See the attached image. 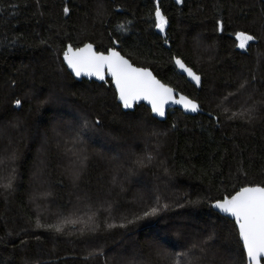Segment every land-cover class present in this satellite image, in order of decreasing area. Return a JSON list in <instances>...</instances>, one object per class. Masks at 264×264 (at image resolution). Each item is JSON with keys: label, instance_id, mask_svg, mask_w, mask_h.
Instances as JSON below:
<instances>
[{"label": "trees", "instance_id": "1", "mask_svg": "<svg viewBox=\"0 0 264 264\" xmlns=\"http://www.w3.org/2000/svg\"><path fill=\"white\" fill-rule=\"evenodd\" d=\"M157 5L168 21L163 32L155 27ZM236 31L257 40L239 49ZM88 42L103 52L118 43L135 65L150 68L212 116L174 109L159 121L143 103L124 111L110 78L78 81L64 64L67 44ZM175 58L200 76L199 84ZM262 101L264 0H0V149L8 145L15 154L13 187H0V264H160L158 249L184 252L213 234L205 264H247L234 221L212 204L245 184L264 186ZM67 107L83 120H99L98 130L78 128L88 147L56 133L55 115ZM252 108L249 120L245 110ZM93 135L112 147L120 142L116 153L125 160ZM136 141L144 148L160 144L159 166L150 153L144 158L143 184L133 162L127 164ZM72 147L84 150L76 177L68 170L80 159L71 156ZM38 181L45 189L41 210L34 200ZM164 204L157 215L128 223ZM87 215L99 225L95 232L82 235L80 224L62 233L35 226L37 219L55 224ZM192 254L199 256V248Z\"/></svg>", "mask_w": 264, "mask_h": 264}, {"label": "snow or ice", "instance_id": "2", "mask_svg": "<svg viewBox=\"0 0 264 264\" xmlns=\"http://www.w3.org/2000/svg\"><path fill=\"white\" fill-rule=\"evenodd\" d=\"M182 2L183 0H177V3ZM63 12L65 14L69 12L67 6L63 8ZM167 23V18L161 13L157 5L155 10V27L163 32ZM223 27V21L218 20L217 29L223 31ZM234 36L237 41L235 46L239 49L246 50L249 42L257 40V36L249 34L247 31H236ZM63 60L76 77L87 75L96 76L103 80L104 73L107 71L115 81L118 98L125 108H130L134 101L147 99L151 103L152 112L159 116H164V105L172 99L171 88L161 84L147 68L134 67L115 49H108L107 54H105V52L95 51L91 43H85L82 47L76 48H73L72 44H67L63 50ZM175 65L183 72H186L197 84L200 83V76L193 72L191 68L186 67L181 59L175 58ZM247 83L248 81L242 83L240 88H243ZM175 102L182 104L185 109L191 111L198 110L196 102L189 100L187 97L181 96L180 100ZM261 103H264V101ZM14 104L20 106L21 100L16 99ZM254 110V108L245 110L249 114V120H251V114ZM99 123L98 119L95 121L84 119L80 124V128L95 131L98 130L97 126ZM78 135L79 133H77ZM148 159L150 160L151 158L148 157ZM10 160H15L14 153L11 154ZM138 163L143 166V161H138ZM0 164H3V161H0ZM14 173L15 169L13 168L8 175H0V181H4L0 183V187L5 190L11 189L13 187V180L15 179ZM157 203H159V198H157ZM191 203L196 204L199 201ZM167 207V204L160 207H151L148 211H144L142 216H136L134 220H130L128 223L134 224L139 220L155 216ZM212 207L234 218V227L237 229L238 241L241 242V258L246 254L247 264H261V260L264 259V186L245 184L238 191H235L234 194L225 195L221 199L215 200ZM76 224L81 225L78 231L82 235L85 231L95 232L99 227V225L92 221V217H88L87 220L61 218L55 224H42L37 219L35 226L56 233H62L67 225L75 226ZM120 226L123 227L124 225ZM107 227L112 228L114 225L108 224ZM213 235H209L200 245L193 244L191 248L184 252L169 253L158 249L156 252L158 260L160 264H205V261L208 259V241L213 239ZM194 248H199V256L190 255ZM88 255L92 256L93 253H89ZM227 264H234V261L229 260Z\"/></svg>", "mask_w": 264, "mask_h": 264}, {"label": "rangeland", "instance_id": "3", "mask_svg": "<svg viewBox=\"0 0 264 264\" xmlns=\"http://www.w3.org/2000/svg\"><path fill=\"white\" fill-rule=\"evenodd\" d=\"M250 43V42H249ZM54 97H58L57 95H55ZM53 97V98H54ZM59 98V97H58ZM56 101H54L56 104H58L57 100L55 98ZM53 105V104H52ZM55 107V106H54ZM55 109V108H54ZM64 113H61L59 111H57L56 115H55V126H56V133H62V135L67 138H69L70 140H72L73 142L76 143H80L81 144V148L82 146L84 147L87 144L81 142L80 138H78L77 136V131L78 128L80 127V124L82 122V114L80 113L79 110H74L70 107H67V109L63 110ZM85 119V117H84ZM1 130H5L8 127V123H1ZM98 135H93V137H91L92 141H96L99 142L101 144V146H104V148L107 150L106 152L109 151H114L113 152V157H115L117 160L121 159V161L125 158L122 156L117 155L116 153V148L120 147V142H118L116 145H114V147L110 146V144L108 143V141L106 140H99L97 139ZM137 145V153L133 154L130 157V160L127 161V164H129L130 162H133L132 164V170H136V173L139 174V176H135L137 181V183H145L148 181V178H146V175L144 174L142 170V166L138 163V161H143L144 163V158L146 156L147 153H150L151 157H155L156 159V163L158 165L159 163V159H160V153H159V147L160 144L158 143L156 145V142L154 143V145L152 147H146L144 148V146L139 142L136 141L135 143ZM92 146H95L94 143H92ZM143 147V148H142ZM73 148V147H72ZM141 148V149H140ZM75 149V150H74ZM69 153L71 154L72 157H78L80 159H75L73 160L71 163H69V172L72 173V176L76 177L77 174L79 173V171L81 170V166L83 163V160H85L84 156H81L80 154H82V151L84 152L83 149H79V148H73V149H68ZM79 154H78V153ZM134 152V148L133 151ZM115 153V154H114ZM12 152L8 149V145L4 146L0 149V161H3V164H0V175H8L11 172V169H13V161L10 160V156H11ZM115 155V156H114ZM125 160V159H124ZM79 161V167L76 168V165L78 164ZM153 164V163H152ZM159 166V165H158ZM120 168H123L122 165H120ZM160 168V167H159ZM139 171V172H138ZM74 173H76V175H74ZM115 178L119 179L120 177L117 176L116 172H114ZM126 181V180H125ZM4 182V181H3ZM34 193L36 194V196H34V200L36 202L37 207L41 210V201L45 198V189H44V185L42 182H37V186H36V191H34ZM47 193V192H46ZM80 200L78 199L77 202H79ZM77 213L75 211L70 212L69 216H74ZM88 217H92V220H94V215L90 216L87 215ZM87 217V219H88ZM86 219V220H87ZM133 236V234H132Z\"/></svg>", "mask_w": 264, "mask_h": 264}, {"label": "water", "instance_id": "4", "mask_svg": "<svg viewBox=\"0 0 264 264\" xmlns=\"http://www.w3.org/2000/svg\"><path fill=\"white\" fill-rule=\"evenodd\" d=\"M159 1H160V0H156V3H158ZM175 1H177V0H175ZM159 30H160V29H159ZM88 43H91V42H88ZM91 44L93 45L95 51L103 52V51H99V50L97 49V47H96L95 44H93V43H91ZM82 46H83V45H82ZM82 46H80V47H82ZM73 48H75V47H73ZM110 49H115V50H116V51H117L122 57H124L126 60H128V61H129L134 67H137V68H145V67H141V66H137V65H135V64H134V63H133L128 57L124 56V55L121 53V51L119 50V44H118V43H115V46H114L113 48H110ZM105 54H107V51L105 52ZM63 62H64V60H63ZM64 64L66 65L68 71L72 74V76H73L76 80H78V81L85 79V80H88V81H95V82H98V83H102V82L106 81L107 78H110V79L112 80L113 87H114V89H115V91H116V94H117V101H118V103L122 106V109H123L124 111H133L138 103H143L144 105H146V106L151 110V103H150L149 100H147V99H139V100H137V101H134V102L132 103V106H131L130 108H125V107L123 106L122 102H121V101L119 100V98H118V93H117V90H116L115 81H114L113 78L107 73V71H105V73H104V79H103V80L99 79V78L96 77V76L82 75V76H80V77H76L75 74L72 72V70H71L70 68H68L67 63L64 62ZM184 64H185V63H184ZM185 65H186V64H185ZM186 67H188V66L186 65ZM189 68H190V67H189ZM147 69L152 73V75H153L158 81H160L161 84H164V85H166L167 87H169V88L172 89V99L169 100V101H167V102L165 103V105H164V116H159L158 114L152 112V110H151L152 116H153L154 118L158 119L159 121H165V120L167 119V117H168L169 112L172 111V110H174V109H179V110H181L184 114H188V115L207 114L208 116H212L210 113H208V112H206V111H204V110L202 109L200 103H199L197 100H195V99L189 97L188 95H186V94H184V93L178 91L177 89L173 88L172 86H170V85L164 83L162 80H160V79L154 74V72H153L150 68H147ZM180 70H181V69H180ZM192 70H193V69H192ZM181 71H182V70H181ZM182 72H183V71H182ZM193 72H195V71L193 70ZM183 73L187 75L186 72H183ZM195 73H196V72H195ZM196 74H197V73H196ZM197 75H198V74H197ZM187 77H188L189 80H191L193 83H196V82H195L194 80H192L188 75H187ZM181 96L187 97L189 100H192V101L196 102V104L198 105V110H197V111H191V110H189V109H185V108L183 107L182 104L176 103L175 101H179ZM213 204H214V203H213ZM213 204H212V205H213ZM212 208H213L216 212H218L219 214H221L222 216L227 217V218H229L230 220L234 221V218H232V217L229 216L228 214L222 213V212H220L218 209H215L214 207H212ZM246 260H247V258H246ZM261 264H264V259L261 260Z\"/></svg>", "mask_w": 264, "mask_h": 264}]
</instances>
